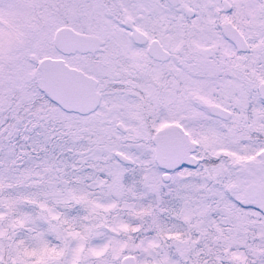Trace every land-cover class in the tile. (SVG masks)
Returning a JSON list of instances; mask_svg holds the SVG:
<instances>
[{
    "label": "snow or ice",
    "instance_id": "obj_1",
    "mask_svg": "<svg viewBox=\"0 0 264 264\" xmlns=\"http://www.w3.org/2000/svg\"><path fill=\"white\" fill-rule=\"evenodd\" d=\"M0 264H264V0H0Z\"/></svg>",
    "mask_w": 264,
    "mask_h": 264
}]
</instances>
